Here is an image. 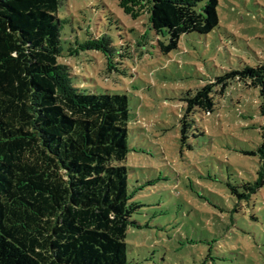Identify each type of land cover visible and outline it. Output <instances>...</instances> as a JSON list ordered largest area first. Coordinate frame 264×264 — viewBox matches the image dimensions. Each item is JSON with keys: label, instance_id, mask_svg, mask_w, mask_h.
<instances>
[{"label": "rangeland", "instance_id": "1", "mask_svg": "<svg viewBox=\"0 0 264 264\" xmlns=\"http://www.w3.org/2000/svg\"><path fill=\"white\" fill-rule=\"evenodd\" d=\"M149 10V0H62L58 13L60 62L75 84L130 99L127 164L143 206L141 227L128 229V264H264V189L253 206L227 185L256 178L258 157L244 151L261 142L259 89L232 80L212 113L195 114L186 142L180 129L185 91L264 63V0H220V26L183 35L167 54ZM104 36L110 52L82 46Z\"/></svg>", "mask_w": 264, "mask_h": 264}, {"label": "trees", "instance_id": "2", "mask_svg": "<svg viewBox=\"0 0 264 264\" xmlns=\"http://www.w3.org/2000/svg\"><path fill=\"white\" fill-rule=\"evenodd\" d=\"M61 4L0 0V264H128V229L141 227L134 215L143 206L127 164L130 99L75 84L72 67L60 62ZM219 4L149 0L150 27L168 38L161 51L218 28ZM110 44L104 36L82 46L110 52ZM232 80L259 89L261 142L244 151L258 157L256 178L227 184L231 196L256 206L264 189V63L185 91L181 141Z\"/></svg>", "mask_w": 264, "mask_h": 264}]
</instances>
